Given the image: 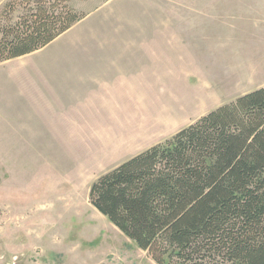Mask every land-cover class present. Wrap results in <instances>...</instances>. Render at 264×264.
Instances as JSON below:
<instances>
[{"label": "rangeland", "instance_id": "1", "mask_svg": "<svg viewBox=\"0 0 264 264\" xmlns=\"http://www.w3.org/2000/svg\"><path fill=\"white\" fill-rule=\"evenodd\" d=\"M13 1L5 24L23 12ZM69 3L84 17L67 34L0 64V264H158L90 203V186L264 86V0ZM37 67L126 72L103 71L98 95L89 86L61 130L57 117L47 128L27 117L26 77H46Z\"/></svg>", "mask_w": 264, "mask_h": 264}, {"label": "trees", "instance_id": "2", "mask_svg": "<svg viewBox=\"0 0 264 264\" xmlns=\"http://www.w3.org/2000/svg\"><path fill=\"white\" fill-rule=\"evenodd\" d=\"M22 3L15 22L3 23L20 3L0 13V61L84 17L69 0ZM89 200L158 264H264V86L102 174Z\"/></svg>", "mask_w": 264, "mask_h": 264}, {"label": "crops", "instance_id": "3", "mask_svg": "<svg viewBox=\"0 0 264 264\" xmlns=\"http://www.w3.org/2000/svg\"><path fill=\"white\" fill-rule=\"evenodd\" d=\"M3 1L4 0H0V5ZM69 30L66 32L68 33ZM43 48L37 51H40ZM74 51L75 50H73V52ZM84 51L86 54L91 53L88 49H85ZM80 53L83 54L82 52ZM12 60L13 58L4 60L1 61L0 64H5ZM108 68L115 73L113 76L112 74L110 75L111 81H115L118 78L124 79L126 71L123 67H118V69H115V67H37L36 70H32V72L36 71L39 74L42 73V76L46 77L44 80H38L34 79L33 76L32 78L26 77L25 80L27 94L26 107L27 112L31 111V115L28 114L27 117L32 122L31 126L37 125L38 121L41 120L42 125L47 128L52 126V120L57 121L54 117L66 120H69L70 117L73 118V115L76 113L74 112V110H76V103L84 101L83 98L91 96L88 91L89 86L93 87L91 89H93V92L98 95L97 87L104 86L101 78L105 76L101 74L103 71H107ZM51 76L54 77L50 79ZM77 88L79 89L77 90ZM107 94L108 92L104 95ZM64 112L68 115L64 114ZM67 123L68 122L65 123L60 120L61 130L65 129ZM147 148L148 147L144 148L140 152L146 150ZM132 156L133 155L129 156L127 159Z\"/></svg>", "mask_w": 264, "mask_h": 264}]
</instances>
